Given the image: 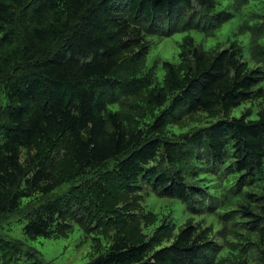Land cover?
<instances>
[{
	"label": "trees",
	"instance_id": "16d2710c",
	"mask_svg": "<svg viewBox=\"0 0 264 264\" xmlns=\"http://www.w3.org/2000/svg\"><path fill=\"white\" fill-rule=\"evenodd\" d=\"M220 1L0 0V225L16 218L34 240L77 224L94 236L88 264H264V110L229 117L264 96V32L249 27L255 68L237 43L204 51L193 39L178 63H162V83L143 68L149 35L216 29L231 19L215 11ZM200 114L224 118L168 134ZM69 182L79 183L49 198ZM145 186L192 213L242 221L221 232L224 244L203 221L147 235L158 218L144 210ZM0 264L52 263L0 237Z\"/></svg>",
	"mask_w": 264,
	"mask_h": 264
},
{
	"label": "rangeland",
	"instance_id": "374dc122",
	"mask_svg": "<svg viewBox=\"0 0 264 264\" xmlns=\"http://www.w3.org/2000/svg\"><path fill=\"white\" fill-rule=\"evenodd\" d=\"M233 2L230 0H221L216 8V12L226 11L231 13V19L224 22L222 25L213 28L211 31H204L198 28H186L171 32L169 35H149L148 41L151 43L150 51L145 58L143 68L145 71L152 70L153 75L159 83L163 82L165 70L162 66L163 62L178 63L182 44L187 39H193L195 45L204 51L223 50L229 48L232 43H237L242 47L243 59L248 63L250 68H255V64L251 53V42L253 40V32L249 27H254L258 32H264V0H251L249 4L234 10ZM247 26L248 29L242 31L241 28ZM164 32V30H163ZM264 38L261 39V43ZM264 89V81L260 84ZM169 103V102H168ZM116 107V106H115ZM264 110V96L250 102H246L232 109L229 114L230 118H239L245 113H248V119L256 120L259 118V112ZM202 119L196 122H188L184 127L172 125L168 127V134L181 135L189 132L193 128L208 127L215 123L218 118H207L206 114H200ZM230 162V161H228ZM210 179L206 184L210 186L212 191L217 182L215 176L206 174ZM79 182H69L56 188L49 198L54 199L64 195L72 186ZM263 187V182H259ZM253 187H247L246 191H252ZM220 191V188H216ZM142 194L144 195L143 207L145 211L153 212L157 215V222L152 227L145 229L147 235H152L153 231L163 222L175 226V233H179L181 227L188 222L201 224V227L206 230H212L213 239L219 244H224L221 237V232L226 235L231 229L239 227L242 217L239 214H234L228 220L223 222L221 217L216 213H205V215L192 213L187 205L179 199L159 197L152 191L151 187L145 186ZM222 216L226 211L221 212ZM25 222L19 223L16 218L6 221L0 225V237L5 240H19L27 246L35 248L39 252L41 259L52 264H88L97 254L93 251V237L86 235L76 224L72 232L67 237L58 239H48L39 237L31 240L24 234ZM230 239L233 235L230 234ZM104 247H108L110 242L101 238ZM232 243L238 250V243L232 240H227ZM106 249H104L105 251ZM225 253V250H224ZM20 262H24L21 260Z\"/></svg>",
	"mask_w": 264,
	"mask_h": 264
}]
</instances>
